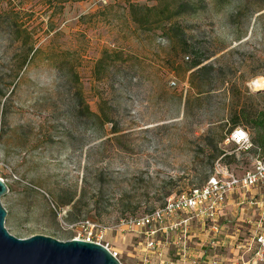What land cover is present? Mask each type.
<instances>
[{
	"label": "rangeland",
	"instance_id": "obj_1",
	"mask_svg": "<svg viewBox=\"0 0 264 264\" xmlns=\"http://www.w3.org/2000/svg\"><path fill=\"white\" fill-rule=\"evenodd\" d=\"M60 1L0 0L4 227L61 242L88 222L133 264L143 240L123 219L202 187L217 160L239 176L261 153L249 126L251 150L225 139L234 112L264 111V85L251 86L264 80V0ZM246 196L263 210L264 184Z\"/></svg>",
	"mask_w": 264,
	"mask_h": 264
},
{
	"label": "built area",
	"instance_id": "obj_2",
	"mask_svg": "<svg viewBox=\"0 0 264 264\" xmlns=\"http://www.w3.org/2000/svg\"><path fill=\"white\" fill-rule=\"evenodd\" d=\"M170 85L174 86L175 82H170ZM237 132H243L245 139L238 141ZM225 143L231 144L238 151H249L253 148L251 137L243 127L231 129L227 133ZM252 165V169L238 176L225 166H221L217 160L212 174L202 187L168 197L162 206L155 207L146 215L123 219L120 226L135 231L143 240L140 255L133 264H153V261L154 264H220L217 258H212V244L215 243L211 242V228L213 232L219 231L215 223L223 213L231 192L248 190L264 184V152L258 154ZM210 223L213 224L211 228ZM196 226L201 232H207L205 243L201 246L204 248L200 251H196L192 244L195 235L191 232ZM78 228L82 235L74 240L97 243L110 250L108 244L101 243L105 232L103 228L88 222L78 224ZM170 247L175 249V252L168 257L164 254V249L169 254ZM237 249L250 252L253 257L252 264L261 263L264 260V233L255 234L244 245L238 244ZM110 252L120 264H129L121 262L116 251ZM235 264L246 263L240 258Z\"/></svg>",
	"mask_w": 264,
	"mask_h": 264
},
{
	"label": "water",
	"instance_id": "obj_3",
	"mask_svg": "<svg viewBox=\"0 0 264 264\" xmlns=\"http://www.w3.org/2000/svg\"><path fill=\"white\" fill-rule=\"evenodd\" d=\"M9 189L0 179V198ZM6 211L0 204V264H120L110 250L82 240L58 241L34 235L19 239L4 227Z\"/></svg>",
	"mask_w": 264,
	"mask_h": 264
},
{
	"label": "crops",
	"instance_id": "obj_4",
	"mask_svg": "<svg viewBox=\"0 0 264 264\" xmlns=\"http://www.w3.org/2000/svg\"><path fill=\"white\" fill-rule=\"evenodd\" d=\"M260 186L261 185H259V187ZM259 187L248 190H235L231 192L227 197L225 207L222 211L223 213L217 218L215 223L219 231L213 232V229L211 228L213 224L210 223L211 242L215 243L214 245L212 244V258H217L220 264H235L240 258H242L246 264H252V254L250 252L237 249L238 244L244 245L246 241L250 240L249 236L245 237L242 241H237L236 239L238 237H242L245 230L251 233L250 238H252L255 234L264 233V227L261 226V223L264 220V208L262 210V204L254 201L255 197L246 196V193H250L254 189H259ZM252 203H256V205H253ZM219 219L225 221L226 224L223 226L218 224ZM192 233L195 235L192 240V244H194L196 251L202 250L204 247L201 246L205 243L207 232L201 234L200 231L198 234V232L192 230L191 234ZM201 237L203 238L201 239ZM218 248H224L227 252V256L221 257L216 255L215 250ZM230 253L231 258L228 256ZM135 254L137 256L140 255L139 251ZM164 254L168 257L170 256V252L167 254L166 249H164ZM136 259L137 258H135V260ZM202 261H204V259H202Z\"/></svg>",
	"mask_w": 264,
	"mask_h": 264
},
{
	"label": "trees",
	"instance_id": "obj_5",
	"mask_svg": "<svg viewBox=\"0 0 264 264\" xmlns=\"http://www.w3.org/2000/svg\"><path fill=\"white\" fill-rule=\"evenodd\" d=\"M48 2H50V4L53 3V0H47ZM57 1V0H55ZM67 0H61L60 2H65ZM76 1V0H75ZM132 11L135 9L138 10H143L146 13H153L155 12V7H139L137 5H130L129 7ZM165 9L161 10V12L157 13L159 17L163 16L165 13ZM182 12V11H181ZM180 11H176V15L179 14ZM169 17H166V19H168ZM134 21L136 23H141V21L134 19ZM36 51H33V53H35ZM187 59V57L185 58ZM188 60V59H187ZM202 61L200 60H195L193 61L192 64V68H196L195 71H205V70H211L212 67L209 66V68H206L204 66H201ZM96 116V115H94ZM233 122H232V126L231 129L238 127V126H249L253 131L256 132L257 136L255 138V143L260 145V149H261V153L264 152V134H262V132L264 133V111H257V112H250V111H246V110H241L237 113H233L232 117ZM252 142V141H251Z\"/></svg>",
	"mask_w": 264,
	"mask_h": 264
},
{
	"label": "bare ground",
	"instance_id": "obj_6",
	"mask_svg": "<svg viewBox=\"0 0 264 264\" xmlns=\"http://www.w3.org/2000/svg\"><path fill=\"white\" fill-rule=\"evenodd\" d=\"M262 85H264V80L262 79H256V81H254L253 83H251V86L253 88H260Z\"/></svg>",
	"mask_w": 264,
	"mask_h": 264
},
{
	"label": "snow or ice",
	"instance_id": "obj_7",
	"mask_svg": "<svg viewBox=\"0 0 264 264\" xmlns=\"http://www.w3.org/2000/svg\"><path fill=\"white\" fill-rule=\"evenodd\" d=\"M236 137L239 140L245 139V134L243 132H237Z\"/></svg>",
	"mask_w": 264,
	"mask_h": 264
}]
</instances>
